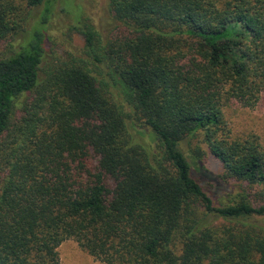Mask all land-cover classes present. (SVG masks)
Wrapping results in <instances>:
<instances>
[{"label":"trees","instance_id":"trees-1","mask_svg":"<svg viewBox=\"0 0 264 264\" xmlns=\"http://www.w3.org/2000/svg\"><path fill=\"white\" fill-rule=\"evenodd\" d=\"M44 1L0 0V39ZM109 9L107 38L75 24L80 60L44 68L49 8L0 58V264H60L68 239L106 264H264V146L226 117L264 93V0ZM201 143L243 188L228 203L194 174Z\"/></svg>","mask_w":264,"mask_h":264},{"label":"rangeland","instance_id":"rangeland-1","mask_svg":"<svg viewBox=\"0 0 264 264\" xmlns=\"http://www.w3.org/2000/svg\"><path fill=\"white\" fill-rule=\"evenodd\" d=\"M46 8L51 9V17L45 26L47 31L46 56L44 68H55L61 62H71L85 57L84 38L75 29V24L80 17L88 18L103 37L111 35L115 25L109 9V0H45L41 5L34 7L24 22L23 29L17 34L16 39H0V58L17 51L25 44L34 28L39 26ZM32 100V97H26ZM26 100L25 97L21 98ZM18 118L20 113H18ZM226 117L234 138H248L256 135L264 146V93L255 107H245L237 103L226 109ZM194 139V144L196 141ZM202 158L193 155L188 147H184L196 178L202 183L205 190L211 195L217 205L228 203L243 191L239 182L227 180L223 177V167L213 157L205 143H201ZM249 191V190H248ZM247 192V191H246ZM250 192V191H249ZM251 199L256 206L263 204V199L251 192ZM264 224V217L258 219ZM60 264H106L95 258L81 248L74 239L64 241L58 248Z\"/></svg>","mask_w":264,"mask_h":264}]
</instances>
